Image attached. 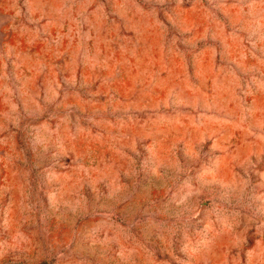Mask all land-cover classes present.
Returning a JSON list of instances; mask_svg holds the SVG:
<instances>
[{"label": "rangeland", "instance_id": "rangeland-1", "mask_svg": "<svg viewBox=\"0 0 264 264\" xmlns=\"http://www.w3.org/2000/svg\"><path fill=\"white\" fill-rule=\"evenodd\" d=\"M0 264H264V0H0Z\"/></svg>", "mask_w": 264, "mask_h": 264}]
</instances>
